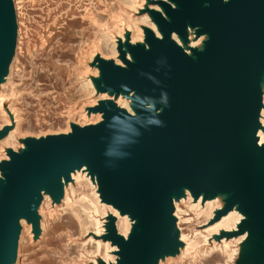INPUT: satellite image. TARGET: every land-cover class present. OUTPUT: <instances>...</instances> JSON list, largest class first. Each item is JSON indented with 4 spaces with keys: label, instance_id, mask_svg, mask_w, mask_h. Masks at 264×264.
Here are the masks:
<instances>
[{
    "label": "water",
    "instance_id": "obj_1",
    "mask_svg": "<svg viewBox=\"0 0 264 264\" xmlns=\"http://www.w3.org/2000/svg\"><path fill=\"white\" fill-rule=\"evenodd\" d=\"M149 9L162 37L144 27V43L117 40L119 59L95 56V88L131 93L135 114L108 98L89 111L103 120L68 133L23 139L20 151L0 160V264L16 261L20 218L40 231L37 204L43 191L58 200L63 182L83 165L95 176L100 200L133 222L126 238L110 214L104 240L117 246V263L159 264L183 244L174 202L187 188L202 199L226 193L215 219L238 203L244 218L231 237L247 232L245 264H264V143L257 131L264 71V0H152ZM188 26L206 35L188 54ZM12 0H0V83L16 48ZM129 53L131 59L127 58ZM149 105V106H147ZM12 125L0 129L4 138ZM242 258V259H243ZM241 261V262H242ZM102 264H107L103 262ZM242 264V263H241Z\"/></svg>",
    "mask_w": 264,
    "mask_h": 264
},
{
    "label": "rangeland",
    "instance_id": "obj_2",
    "mask_svg": "<svg viewBox=\"0 0 264 264\" xmlns=\"http://www.w3.org/2000/svg\"><path fill=\"white\" fill-rule=\"evenodd\" d=\"M12 1L16 13V49L15 56L13 55L10 63L9 75L5 76L9 78L1 81V83H5L4 93L6 97L2 109H0V129L4 125H12V128L14 127L15 117L9 113L8 107L14 109L19 125L15 137L8 141L9 145L0 141V159L3 157L8 159L7 149H12L13 151L23 149L25 147L23 139L27 137L68 133L71 130V124L74 122L81 126L93 123L89 121L95 119L94 113L97 112H90L88 110V107L94 106L90 105V102L97 99V103L100 98L98 95L103 94V92L116 99L120 94L114 96V94H109L107 91L99 92L96 90L95 83L96 79L100 76V71L96 65L97 63L93 62V60L95 56H100V54L98 51H93L92 49L93 45L97 43L96 41H99L102 44L103 53L106 54L103 55L108 56L102 57L113 60L110 48L113 37L109 36L106 45L98 29L103 26H109L113 29L109 23L114 22L115 18L119 17L121 13L119 6L124 0ZM150 4H153L152 0H145L143 6L139 8L138 13L134 14V18L147 13L148 19L153 22L149 13V9H152L148 7ZM116 21L118 30H120L118 19ZM141 27L143 31L142 41H144V27L146 25H141ZM123 30L125 31L121 32L122 38L120 36L116 37L115 42L119 39H122V42L128 39L130 41L131 31L126 29V26ZM114 34L116 33L112 35ZM201 35L203 34L199 36ZM180 46L185 50L182 44ZM185 46L190 51L188 42L185 43ZM116 57L119 59L118 53ZM94 69H97L96 75L92 74ZM86 77H89L93 81L94 92L91 91V88H84ZM261 93L263 106L264 88L262 91V87ZM121 96L130 101L132 99L131 96L125 93ZM114 98L113 100L115 101ZM1 110H6L11 123L6 124L4 122ZM88 176V179H83L71 185L73 189L72 191L71 188L68 190L69 198L73 200V198L78 199L84 195L87 199L96 201L98 195L100 199L95 177L89 171ZM64 192L63 187V194L58 200H54L48 195L50 201H46L42 196L40 202L37 204L39 223L40 221L44 223V230L40 229L36 237L33 230L30 235L26 229L22 230L21 226V232L17 240L19 242L17 245L16 263L102 264L105 262L103 259L105 252H108L110 256H114L115 263H117L119 256L111 249V245H115L111 240H104L102 235L95 237L104 241L97 248L95 242L89 239L90 233L82 234L81 224L77 216L67 204L62 203ZM185 196L186 194L183 192L175 200L178 202L180 216V220L176 218L177 229L179 235L180 232L185 234L192 245H190V248L185 253H180L182 244L178 252L171 255L172 258L163 264H245L243 262L245 258L242 256H244V249L249 247L248 236L237 243L235 238L231 239V237L237 235L231 237L223 236L221 235V232L224 231L222 229L213 234L207 231L206 229L214 221L218 220L214 218L216 209L213 211L212 218H209V209L201 210L198 207H194L192 206V202L187 199L180 201V198H184ZM196 199L197 197L194 198L192 196V201ZM78 204L85 205V201L79 199ZM174 209L175 213V205ZM107 210V206H100L97 214V217L104 223L105 232L108 216L111 214L106 212ZM87 212L89 214L88 210ZM178 221L180 227L178 226ZM222 237L231 239L232 248L230 247V253L232 249L237 251H235L234 256L230 260L228 259V254L222 253L218 248V245L221 244L218 240ZM107 241L109 244L106 246L104 243ZM214 243H217V248L208 252L214 246Z\"/></svg>",
    "mask_w": 264,
    "mask_h": 264
},
{
    "label": "bare ground",
    "instance_id": "obj_3",
    "mask_svg": "<svg viewBox=\"0 0 264 264\" xmlns=\"http://www.w3.org/2000/svg\"><path fill=\"white\" fill-rule=\"evenodd\" d=\"M144 2H145V0H124V2L120 3V6H119L120 12H121L119 14V17L115 18L114 22H110L109 23L110 26L113 29H111L109 26H103L102 28L98 29L100 35L102 36V38H104V42L105 43L108 42L109 36L113 37L112 40H111L112 43H111L110 48H111V54L113 55L111 57L113 58V61L115 62L116 65L125 66L123 61L119 60L116 57V54L118 53V51H117L118 43L115 42L116 41V37H119V36L121 37L122 36L121 32L125 31V30H123V29H125V26H126V29L131 31L130 41H129V43H131V44H136L137 42H140V43L144 42V41H142L143 40L142 39V32L143 31H142L141 25H146V27H150L157 37H159V38L162 37L161 33L159 32V30L157 28V25H155V23L151 22L148 19L147 13L138 15V16H136L134 18V14L138 13L139 8H141L143 6ZM148 7L152 8V9L155 8V9H158V10L162 11V7H160L159 4L156 3V2H154L153 4H150ZM116 19H118V24L120 25V30H118V25H116V23H117ZM196 30H197V27L188 26V28H187V33H188L187 42H188V45L190 47L192 46V47H195V48H198V49H202L203 40L206 38V35L203 34L201 36H196L195 35ZM113 33H116V34L112 35ZM171 39L176 41V42H178V43H180L179 45L182 44L184 46L185 50L189 54H191V52L187 49V46H185V43L182 42L181 38L175 32H172ZM121 41H122V39H121ZM96 42L97 43L93 45V49L92 50L93 51H98L99 54H100V57H102V56L103 57H108V56H104L103 55L105 53H103V51H102V49H103L102 48V44H100L99 41H96ZM106 45H107V43H106ZM127 58L131 59V57H130V55L128 53H127ZM90 59H91V57H90ZM9 71H10V69H9ZM9 71H8V73H9ZM92 74L96 75L97 74V69H94ZM8 78H9L8 76L7 77H5V76L3 77L4 80L5 79L7 80ZM85 80L86 81H84V83H85L84 84V88H86V89L91 88V91L94 92L95 89H94L93 81L89 77H86ZM4 86H5V83H0V109H2V105H3V103L5 101V97H6V94L4 93ZM261 87H262V91H263V88H264V71L262 73ZM87 94H88V92H87ZM122 94L123 93L121 92L117 99L112 97V96H108L106 92H103V94H100V95L97 94V95L100 97L99 100H102L103 98H105V99L108 98V99H112L113 100V98H114L115 101H116L115 103H116L117 106L119 105L118 106L119 108L123 107V108L126 109L127 112H129L131 114H135L134 107L132 106V100L130 101V100L122 97L121 96ZM90 99H92V98H90ZM96 100H92L90 102V105H96L98 103V102L96 103ZM147 106H149V105H147ZM8 108H9V113L15 117L16 122L14 120V123H13L14 127L11 130H9V132L6 134V136L4 138L0 139V141L5 142V144H7V145H9L8 141H10L11 139H13L15 137V133L18 132L17 129H18V125H19V121H18V118L16 117V114L14 113V109L12 107L11 108L8 107ZM3 111L1 110V114H2V117H4V122L6 124L11 123L10 117H8V113H6V110L4 112ZM260 111H261V113H260V116H259L260 117L259 118V123H260L261 127H259L258 131H257V137H258V143L257 144L258 145H261L264 142V99H263V106H262ZM82 112H85V111H82ZM94 114L96 116L95 119L94 120L91 119L89 122L96 123V122H99V121L103 120L102 115L100 113L97 112V113H94ZM82 115H84V114H82ZM79 126H81V125H79ZM1 159H5V158L3 157ZM88 177H89L88 176V168H86L85 165H83L79 169H76V170L72 171L71 172L70 181L69 182H63V187H64L65 192H64V198L62 199V203L64 202L65 204H67V206L71 210H73V212L77 216L78 221L81 224L82 234L90 233L89 239L92 240L93 242H95V246L97 248H99L101 246V244H103L104 241L102 239H96L95 237L101 236L102 234L105 233L104 223H103V221L101 219H99L97 217L98 209H99L100 206H103V207L107 206L108 207V210L106 212L111 213L116 218L117 232L120 235H122L124 238H126L127 233L130 230L133 222H135V221H132L130 219V217H129V215L127 213H124V215H121L117 208H115L111 203L102 202L99 199L98 195H97L96 201L89 200L84 195H82L78 199H74L73 198V200H72L71 198H69L70 196L68 195V190H69V188H71V191L73 189V187L71 185L73 183H78L79 181H81L83 179H88ZM184 192H185L186 196L184 198H180V201L183 200V199H187L188 201L192 202V206H194V207H198L201 210L209 209L210 210L209 211V216H208L209 218H212L213 211L215 209L223 207L224 202H225L224 199L227 197L226 193H218V194L212 196V198H207V199L203 200L202 199V193H200L197 196V199L195 201H192V196H191L190 192L188 191V189L185 188ZM42 193H43V199L46 200V201H50L48 194L45 193L44 191ZM79 199L80 200H84L85 201V205L78 204V200ZM173 202H174V205H175V208H176L175 213L173 212L174 213L173 216L175 218L179 219L180 216H179V212H178V210H179L178 202L175 201V199L173 200ZM237 207H238V203L235 204L230 209V211H228L226 214L221 215L219 217V219L214 221L213 224L210 225L208 227V229H206V230L213 234V233H217L220 229H222L224 231H231V230L237 229L236 228L237 224L240 222L241 219L244 218V215H242L238 211ZM87 210L89 211V214H88ZM186 213H187V211H186ZM187 221H188V219H187ZM19 223L22 226V230L26 229L29 232L30 235L32 234V226H31L30 223L26 222V220L24 218H20ZM176 226H177V221H176ZM178 226L180 227L179 221H178ZM40 229L42 231L44 230V223H42V221H40ZM193 233H194V231H193ZM179 237H180V240L183 242V246L180 248V253H182V252L185 253V251H187L190 248V245H192V243L190 242L189 238L186 237V235L183 234L182 232H180ZM246 237H247V232H244L243 234L237 235L235 237H231V239L235 238L237 240V243H239L242 240H244ZM231 239H228L226 237H222L220 240H218L219 242H221V244L218 245L219 246L218 248L220 249V251L222 253H227L228 254V259L229 260L232 259V257L235 254V251H236L235 249H232V252L231 253L229 252L230 247H231V242H230ZM104 244L107 246L109 244V242L107 241ZM215 248H217V243H214V246L211 247L208 250V252H211ZM111 249L116 251L117 247L115 245H111ZM81 254H83V253H81ZM183 256H184V254H183ZM171 258H172L171 255L170 256H164V258H162L159 261V264H163L164 262H168ZM103 259H104V261L106 263H108V262L115 263L116 262L115 261V257L112 256V255L110 256L108 254V252H105V254L103 255ZM16 262H17V259H16V261L13 264H17ZM225 264H227V263H225Z\"/></svg>",
    "mask_w": 264,
    "mask_h": 264
}]
</instances>
